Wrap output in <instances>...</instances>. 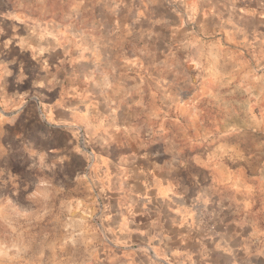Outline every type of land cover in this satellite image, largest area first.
I'll return each mask as SVG.
<instances>
[{"label":"rangeland","instance_id":"1","mask_svg":"<svg viewBox=\"0 0 264 264\" xmlns=\"http://www.w3.org/2000/svg\"><path fill=\"white\" fill-rule=\"evenodd\" d=\"M0 19L38 66L0 55V264H264V165L232 232L209 214L200 237V152L264 116V0H0Z\"/></svg>","mask_w":264,"mask_h":264},{"label":"crops","instance_id":"2","mask_svg":"<svg viewBox=\"0 0 264 264\" xmlns=\"http://www.w3.org/2000/svg\"><path fill=\"white\" fill-rule=\"evenodd\" d=\"M26 34H28V30L24 22L20 20L11 21L0 19V55H3V58L7 56L16 59L6 63L5 69L7 71L10 70L11 73H14L15 70H17L15 74L26 70L29 65L32 69H35V67L38 68V66H34V62L32 61L35 55L34 47H31L30 44L25 41ZM15 37L17 43L12 40ZM9 40L14 44L8 46V48L5 44ZM38 51L42 53V57H44V51L42 49H38ZM38 51L36 53H38ZM7 73L8 72L5 74L7 75ZM6 75H4L2 81L0 80V86L6 84L10 87V79L6 77ZM10 82L11 85L14 83L12 87L17 84L13 81ZM253 96L254 95L251 93L250 97H246L251 106L256 103L254 102V98L264 102V93H260L259 97ZM22 102L21 98H16L7 101L6 104L16 106L20 109L25 105L22 104ZM4 105L5 103H1L0 99V107ZM259 119H261V121L257 122L259 124L255 125H253L252 122H246L245 129L243 130L233 128L231 123L235 121V119H230L229 128L225 130L228 136L224 138L222 142H218L212 151V156L210 157L205 154L208 153L206 151L200 152V167L204 169V171H207L208 177L206 179H208L207 183L210 184V190L200 195V237L207 232L203 227L202 221L204 217L206 218V215L209 214L210 217L215 219V223H213L215 226L214 234H230L238 216V201L243 200V202L245 201L246 203L250 198L251 194L247 196L246 190L247 187L251 185L252 165H264V116L260 114L256 121ZM115 147L114 145H110L109 150ZM154 150L151 163L154 162L158 167L161 164L165 166L173 165L166 152H163L159 148L157 150V147L154 148ZM137 161L138 159L126 165H135ZM99 162L100 165H122L119 158L113 161L111 158L107 157L106 159L102 158ZM163 184L167 186L169 180L166 179ZM180 202L182 201L180 200ZM195 217L197 219L198 214H196ZM234 229L237 230L235 235L250 232L247 228H243L242 232L240 228L235 227ZM221 242L226 247L232 248L236 246L238 240H224V242Z\"/></svg>","mask_w":264,"mask_h":264}]
</instances>
